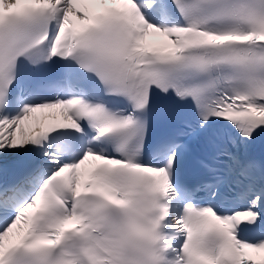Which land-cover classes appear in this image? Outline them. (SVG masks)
I'll use <instances>...</instances> for the list:
<instances>
[{
	"label": "snow or ice",
	"instance_id": "obj_1",
	"mask_svg": "<svg viewBox=\"0 0 264 264\" xmlns=\"http://www.w3.org/2000/svg\"><path fill=\"white\" fill-rule=\"evenodd\" d=\"M258 143L264 0H0V264H264Z\"/></svg>",
	"mask_w": 264,
	"mask_h": 264
}]
</instances>
